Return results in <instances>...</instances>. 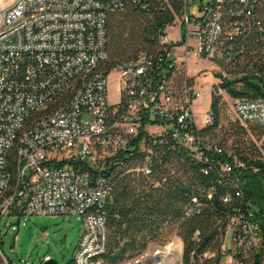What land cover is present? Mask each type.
<instances>
[{"label":"built area","instance_id":"obj_1","mask_svg":"<svg viewBox=\"0 0 264 264\" xmlns=\"http://www.w3.org/2000/svg\"><path fill=\"white\" fill-rule=\"evenodd\" d=\"M172 1L14 0L4 10L0 17V225L14 212L19 218L79 215L84 229L70 264H105L103 208L110 168L123 164L120 155L137 151L142 161L134 171L149 175L154 151L164 143L184 147L199 162L224 153L200 134L211 125L212 115L209 106L201 113L200 126L196 108L206 96L211 100L214 90L198 88L203 82L197 76L205 70L219 71L220 82L236 66L235 52L220 49L223 37L233 40L254 27L264 40V26L256 15L253 21L249 18L256 0H237L235 9L228 0H182L179 13L173 12L179 39L168 38L167 27L159 40L161 49L140 52L136 59L106 69L110 14L131 8L149 11L152 5L172 11ZM200 63L202 69L190 75L189 65ZM113 73L119 77V98L110 103L107 79ZM232 109L241 126L262 130L257 145L263 146L264 163V99L235 100ZM12 153L15 184L9 168ZM219 165L226 174L243 167L235 158ZM194 213L198 211L192 208L188 215ZM259 230L252 211L237 212L226 224L227 246L220 252H205L203 259L213 264L218 258L219 264L224 255L226 264H242L236 255L259 245ZM3 237L0 231V241ZM167 247H173L171 258L178 256L176 264H181V240L175 237ZM167 247L145 250L124 264H160ZM52 260L47 255L43 262ZM0 264L19 263L10 262L0 247Z\"/></svg>","mask_w":264,"mask_h":264},{"label":"trees","instance_id":"obj_2","mask_svg":"<svg viewBox=\"0 0 264 264\" xmlns=\"http://www.w3.org/2000/svg\"><path fill=\"white\" fill-rule=\"evenodd\" d=\"M233 9L237 0H228ZM172 11L162 12L152 5L149 11L127 9L110 14L107 22L106 50L110 70L123 61L134 60L140 52L161 49L160 37L173 26V12L179 13L182 0L172 1ZM249 15L264 26V0H256ZM253 27L230 40L223 37L222 51L231 48L236 66L221 78L217 89L233 101L264 99V40ZM224 102L213 91L210 100L212 122L201 136L213 141L221 124ZM230 126L225 142L214 143L223 154L209 155L208 162L195 160L184 147L172 142L158 146L152 156L149 175L134 171L141 154L120 155L121 166H112L108 175L109 195L103 208L106 243L105 264H124L142 254L151 244H164L176 236L182 242L181 264H212L205 252H220L224 247L226 224L237 212L252 211L259 223V245L248 260L237 254L242 264H264V163L263 146L257 142L262 130L257 126ZM248 135L254 141L249 140ZM231 140L229 147L227 142ZM252 141V142H251ZM230 153V157L227 155ZM235 158L243 167L231 173L221 171L219 163ZM14 153L9 157L12 183L17 182ZM227 198L228 201H224ZM196 200V203L193 202ZM198 213L188 215L190 209ZM47 256V255H46ZM218 258L213 259V264Z\"/></svg>","mask_w":264,"mask_h":264},{"label":"rangeland","instance_id":"obj_3","mask_svg":"<svg viewBox=\"0 0 264 264\" xmlns=\"http://www.w3.org/2000/svg\"><path fill=\"white\" fill-rule=\"evenodd\" d=\"M206 0H204L205 2ZM14 0H0V17L3 15L4 10L12 5ZM194 11L197 9V4H194ZM195 14H198L195 12ZM168 38L177 40L180 38V28L177 25H173L167 29ZM189 65L190 75H196L198 70L202 69L203 63L200 66ZM219 71H204L202 74H198L199 81L198 88H208L213 86L215 94H220L224 107L222 110L221 124L217 131L216 138H213L215 143L225 142L227 138V131L230 126H236L237 122L233 114V100L227 96L223 91L217 89ZM108 101L115 103L118 98V86L119 77L117 74H111L108 77ZM213 84V85H212ZM210 106V97L204 98L203 104L197 112L198 125H202L201 113ZM249 127L247 128V132ZM249 140L251 137L248 135ZM251 141V142H252ZM231 144L229 140L226 144L227 147ZM71 167V166H68ZM41 229L43 231H41ZM83 223L79 215H22L20 218L16 212L11 216L5 217L0 225V231L3 232L4 242L3 246H0L4 254L8 257L10 262L14 263H27V264H41L44 261L46 255H49L52 259L58 260L59 264H70L73 260L74 253L79 244V239L83 231ZM65 236L64 244H61L59 240ZM176 236L171 237L164 244H151L146 249V252H153L154 250H164ZM176 243V242H175ZM225 243H228L226 241ZM226 244H224L225 246ZM227 246V245H226ZM225 246V247H226ZM173 248V247H172ZM171 247H167L165 250L171 255ZM217 257V256H216ZM249 254L245 255V259L248 260ZM182 261V259H181ZM176 260L174 264H176ZM227 258L221 256L219 264H226Z\"/></svg>","mask_w":264,"mask_h":264},{"label":"bare ground","instance_id":"obj_4","mask_svg":"<svg viewBox=\"0 0 264 264\" xmlns=\"http://www.w3.org/2000/svg\"><path fill=\"white\" fill-rule=\"evenodd\" d=\"M164 255H162L161 258H159L160 264H174L175 260L178 259H174V261L171 258V255L167 252V250L163 251Z\"/></svg>","mask_w":264,"mask_h":264},{"label":"water","instance_id":"obj_5","mask_svg":"<svg viewBox=\"0 0 264 264\" xmlns=\"http://www.w3.org/2000/svg\"><path fill=\"white\" fill-rule=\"evenodd\" d=\"M41 231H43V230L41 229ZM59 242H60L61 244H64V242H65V236H63V237L59 240ZM3 245H4V242H1V243H0V246H3ZM41 264H59V262H58V260L53 259V260L50 261V262H43V263H41Z\"/></svg>","mask_w":264,"mask_h":264}]
</instances>
